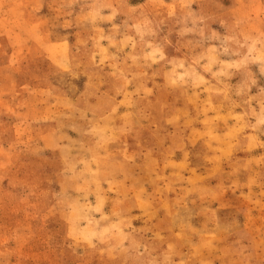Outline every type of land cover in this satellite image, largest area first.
<instances>
[{
	"label": "rangeland",
	"instance_id": "obj_1",
	"mask_svg": "<svg viewBox=\"0 0 264 264\" xmlns=\"http://www.w3.org/2000/svg\"><path fill=\"white\" fill-rule=\"evenodd\" d=\"M0 264H264V0H0Z\"/></svg>",
	"mask_w": 264,
	"mask_h": 264
}]
</instances>
